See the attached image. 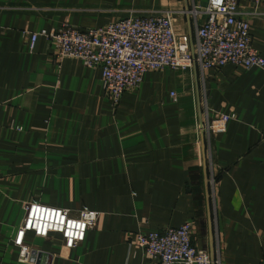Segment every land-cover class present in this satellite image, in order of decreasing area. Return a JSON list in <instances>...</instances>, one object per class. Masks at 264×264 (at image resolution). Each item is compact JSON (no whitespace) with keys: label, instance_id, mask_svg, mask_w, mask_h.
I'll return each mask as SVG.
<instances>
[{"label":"crops","instance_id":"crops-1","mask_svg":"<svg viewBox=\"0 0 264 264\" xmlns=\"http://www.w3.org/2000/svg\"><path fill=\"white\" fill-rule=\"evenodd\" d=\"M238 3L256 13L253 46L264 57V4ZM207 4L0 0V264H160L137 235L191 222L194 244L210 255L214 246L216 264H264V69L149 72L115 106L101 69L59 58L44 37L30 48L33 33L160 10L173 11L177 33L194 42L196 21L182 12ZM29 203L100 218L73 249L59 234L28 233L24 261L15 240Z\"/></svg>","mask_w":264,"mask_h":264},{"label":"built area","instance_id":"built-area-1","mask_svg":"<svg viewBox=\"0 0 264 264\" xmlns=\"http://www.w3.org/2000/svg\"><path fill=\"white\" fill-rule=\"evenodd\" d=\"M253 9L264 0H252ZM194 18L195 41L175 29L174 12L160 10L133 14L102 28L79 30L69 25L51 31L30 34L34 50L40 37L58 50V57L80 59L91 69H101L105 95L115 106L123 96L139 89L149 72L219 70L228 65L250 70L264 69V57L253 46L251 20L255 11L241 10L238 0H208L205 8L182 12ZM204 15L205 23L198 24ZM175 97V94H173ZM100 213L88 209L72 212L56 207L29 203L15 244L21 247V259L30 251L24 245L28 233L49 239L59 234L68 249L82 244L90 230L97 227ZM194 223L162 232L138 234L139 247L160 264H212L209 252L193 242Z\"/></svg>","mask_w":264,"mask_h":264},{"label":"water","instance_id":"water-1","mask_svg":"<svg viewBox=\"0 0 264 264\" xmlns=\"http://www.w3.org/2000/svg\"><path fill=\"white\" fill-rule=\"evenodd\" d=\"M202 140H203L204 156H205L206 145H205V135H204V133H202ZM204 170H205L206 192H207V196L209 198L210 197V187H209V176H208V162H207L206 157L204 158ZM209 214H210V206H209ZM213 234H214L213 233V228L211 227V238H212V240H214ZM211 258H212V264H216L214 246L212 248Z\"/></svg>","mask_w":264,"mask_h":264},{"label":"rangeland","instance_id":"rangeland-1","mask_svg":"<svg viewBox=\"0 0 264 264\" xmlns=\"http://www.w3.org/2000/svg\"><path fill=\"white\" fill-rule=\"evenodd\" d=\"M208 133H210V126L207 124V126H205V141L207 142L209 139H208V136H209V134ZM206 145H207V143H206ZM207 161H208V163H209V160H210V156H209V154L207 155Z\"/></svg>","mask_w":264,"mask_h":264}]
</instances>
